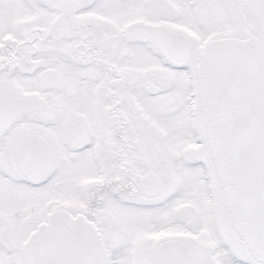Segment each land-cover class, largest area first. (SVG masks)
I'll list each match as a JSON object with an SVG mask.
<instances>
[{"label":"snow or ice","instance_id":"obj_1","mask_svg":"<svg viewBox=\"0 0 264 264\" xmlns=\"http://www.w3.org/2000/svg\"><path fill=\"white\" fill-rule=\"evenodd\" d=\"M0 264H264V0H0Z\"/></svg>","mask_w":264,"mask_h":264}]
</instances>
